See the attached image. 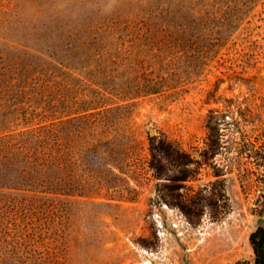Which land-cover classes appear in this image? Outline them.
Listing matches in <instances>:
<instances>
[{
	"label": "rangeland",
	"instance_id": "rangeland-1",
	"mask_svg": "<svg viewBox=\"0 0 264 264\" xmlns=\"http://www.w3.org/2000/svg\"><path fill=\"white\" fill-rule=\"evenodd\" d=\"M82 44L131 53L117 70L121 81L149 80L160 95L135 100L125 116L104 112L108 121L89 116L98 110L53 114L65 180L77 171L102 184L87 196L2 211L0 264L253 261L264 170L244 151L264 141V0H0V60L62 68L66 76L53 71V93L67 101L72 78L87 71L76 60ZM107 96V108L121 103ZM209 133L219 137L215 158ZM151 138L207 164L178 182L170 179L177 167L167 165L159 179L149 167ZM216 166L223 175L214 177Z\"/></svg>",
	"mask_w": 264,
	"mask_h": 264
},
{
	"label": "trees",
	"instance_id": "trees-1",
	"mask_svg": "<svg viewBox=\"0 0 264 264\" xmlns=\"http://www.w3.org/2000/svg\"><path fill=\"white\" fill-rule=\"evenodd\" d=\"M129 28L124 26L121 30L125 31ZM74 44L76 43L70 42L67 45ZM85 46L75 54L76 60L80 63V70L87 69L82 76L87 82L77 76L74 77L75 79L72 78L68 101L62 93L58 95L53 93L52 78L55 77L53 71L57 69L59 74L62 73L61 77L66 76L63 75L65 73L62 72V68L53 69L51 64L41 63L10 64L0 60V213L8 209L13 213L22 209L31 211L36 208V202L50 201L58 194L71 197L87 196L91 188L102 184L100 179H85L77 171L70 178V182L65 180L63 175L65 149L60 134L62 130H56L52 118L59 109L63 111V108H67L70 116L79 112L87 114L98 110L101 112L89 113V116L99 115L100 120L108 121L104 112L113 111L125 116V110L131 107L133 105L131 103L135 100L160 95V91L152 87L155 83L149 80L141 78L144 82L135 87L121 81L122 75H119L117 70L121 62H128L133 58L131 53L125 54L119 47L112 51H99L96 49L99 45ZM87 63L94 64L93 68L88 70ZM111 65H115V68L110 67ZM70 69L72 73H76L78 67ZM79 82H83L84 86L97 88L89 89L84 94L80 92ZM107 95L117 97L121 103L116 102L114 108H107L106 106L111 104L107 101L111 97ZM120 111H124L125 114ZM95 119L93 122L97 123ZM207 127L210 129L208 125ZM208 139L210 141L208 146L212 149L211 156L215 158L219 154V137L209 133ZM155 141L156 138H151L153 145L150 152L156 161L151 160L149 167L159 179L165 176L167 165L177 167L180 175L170 179L178 182L190 180L202 164H207L206 161L191 159L183 149L175 148L170 142L160 141L159 146L156 147ZM88 150L94 152V147ZM244 154L246 160L256 161V164L264 170V141L260 142L259 146L244 151ZM201 156L205 160L207 153ZM162 159L166 164L162 163ZM190 166H195L196 169H187ZM214 168V177L224 174L219 172L217 166ZM262 176V193L253 213L264 217L263 173ZM216 183L222 186L220 192L225 196L223 181L217 180ZM249 240L254 252V260L239 261L235 264H264V224L257 226L250 234Z\"/></svg>",
	"mask_w": 264,
	"mask_h": 264
},
{
	"label": "water",
	"instance_id": "water-1",
	"mask_svg": "<svg viewBox=\"0 0 264 264\" xmlns=\"http://www.w3.org/2000/svg\"><path fill=\"white\" fill-rule=\"evenodd\" d=\"M150 133H151V136H154V134H155L153 129H151Z\"/></svg>",
	"mask_w": 264,
	"mask_h": 264
}]
</instances>
